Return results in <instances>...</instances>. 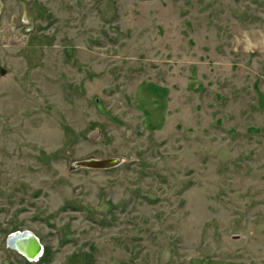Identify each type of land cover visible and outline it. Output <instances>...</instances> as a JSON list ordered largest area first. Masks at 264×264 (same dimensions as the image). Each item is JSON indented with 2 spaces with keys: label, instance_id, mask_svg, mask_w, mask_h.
Listing matches in <instances>:
<instances>
[{
  "label": "rangeland",
  "instance_id": "1",
  "mask_svg": "<svg viewBox=\"0 0 264 264\" xmlns=\"http://www.w3.org/2000/svg\"><path fill=\"white\" fill-rule=\"evenodd\" d=\"M0 69V264H264V0H0Z\"/></svg>",
  "mask_w": 264,
  "mask_h": 264
},
{
  "label": "water",
  "instance_id": "2",
  "mask_svg": "<svg viewBox=\"0 0 264 264\" xmlns=\"http://www.w3.org/2000/svg\"><path fill=\"white\" fill-rule=\"evenodd\" d=\"M1 76L5 75V70L0 69ZM118 160L117 159H103V160H96V159H86V160H80L75 161L73 165L75 167H86V168H110L115 165H117ZM17 240H23L24 243L21 246V250L19 251L14 247V241ZM6 246L22 255L27 260H38L43 252V247L41 246L39 240L30 232V231H23L21 233L10 234L6 238ZM33 251L32 257L30 255H26L27 252Z\"/></svg>",
  "mask_w": 264,
  "mask_h": 264
},
{
  "label": "bare ground",
  "instance_id": "3",
  "mask_svg": "<svg viewBox=\"0 0 264 264\" xmlns=\"http://www.w3.org/2000/svg\"><path fill=\"white\" fill-rule=\"evenodd\" d=\"M23 243H24L23 240L14 241V244H15L14 247L20 251ZM32 254H33V251L31 250V251L27 252L26 255H30V257H32ZM31 261H33V260H31Z\"/></svg>",
  "mask_w": 264,
  "mask_h": 264
},
{
  "label": "trees",
  "instance_id": "4",
  "mask_svg": "<svg viewBox=\"0 0 264 264\" xmlns=\"http://www.w3.org/2000/svg\"><path fill=\"white\" fill-rule=\"evenodd\" d=\"M46 251L47 250L43 249V253H42L41 257L37 260L36 263H38V262H44L46 260V256H47Z\"/></svg>",
  "mask_w": 264,
  "mask_h": 264
},
{
  "label": "crops",
  "instance_id": "5",
  "mask_svg": "<svg viewBox=\"0 0 264 264\" xmlns=\"http://www.w3.org/2000/svg\"><path fill=\"white\" fill-rule=\"evenodd\" d=\"M143 90L145 91V90H147V88H146V89H143ZM147 91H148V90H147ZM145 92H146V91H145ZM152 96H153V95H152ZM153 98H154V97L148 98V101H150V104L154 103Z\"/></svg>",
  "mask_w": 264,
  "mask_h": 264
},
{
  "label": "flooded vegetation",
  "instance_id": "6",
  "mask_svg": "<svg viewBox=\"0 0 264 264\" xmlns=\"http://www.w3.org/2000/svg\"><path fill=\"white\" fill-rule=\"evenodd\" d=\"M18 233H21V232H14L13 234L17 235Z\"/></svg>",
  "mask_w": 264,
  "mask_h": 264
}]
</instances>
